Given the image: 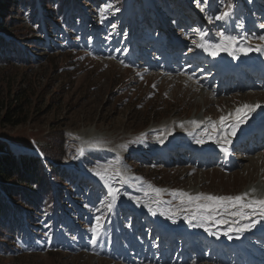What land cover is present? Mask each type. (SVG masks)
Segmentation results:
<instances>
[{
	"label": "rangeland",
	"instance_id": "374dc122",
	"mask_svg": "<svg viewBox=\"0 0 264 264\" xmlns=\"http://www.w3.org/2000/svg\"><path fill=\"white\" fill-rule=\"evenodd\" d=\"M81 1L86 4L79 7L82 15L73 9L72 18L61 20L54 28L53 40L35 25L34 8L22 4L21 22L29 32L17 42L31 56L16 59L9 52L14 66L0 59V86L9 85L10 98L17 99L25 115L15 125L0 122V137L20 147H35L46 144L48 134L63 133L62 164L76 172L72 189L82 201L78 205L79 201L66 196L69 204L60 221L41 208L35 233L18 237L8 250L11 252L0 250V264H229V258H213L214 251L206 253L203 260L201 251L196 261L189 257L186 262L183 242L169 239L162 244L153 233L143 213L146 203L139 217L132 212V205L116 204L107 191L118 185V192L161 201L165 200L163 193L167 202L160 205L171 210L188 202L179 195L186 189L237 196L249 183L264 187V156L258 157L252 149L241 152L246 156L233 168L224 169L214 161L220 152L208 162L193 158L180 150L181 146L170 151L156 145L163 133L160 122L190 120L206 106V115L217 118L238 104L242 95L255 99L256 92L264 91L255 86L259 82L250 84V79L242 84L254 88L242 90L240 85L237 90L240 81L215 77L207 57L200 56L202 48L199 52L197 47L201 33L215 40L219 32L249 38L241 33L243 27L233 28L246 24L248 30L252 11L264 25V0H207L206 4L200 0L199 5L190 0L199 10L197 16H190L189 11L194 10L184 0L183 8L179 2L175 7L165 6L178 0H157L165 6L163 28L151 9L137 0ZM231 3L242 8L241 16L233 8L226 20H215ZM1 10L6 11L4 6ZM233 19L236 23L232 24ZM260 27L249 33L254 37L251 42L262 41L258 37L264 36V30L255 33ZM2 31L15 40L10 30ZM29 38L35 40L34 45ZM183 70L190 79L178 74ZM17 90L20 92L15 95ZM2 95L5 98L6 93ZM20 96H25L23 102ZM156 147L159 153H153ZM124 169L129 172L125 180L121 177ZM130 212L134 215L129 216ZM94 228L98 229L95 233ZM199 244L205 247L204 241ZM160 245L162 250L165 247L163 258Z\"/></svg>",
	"mask_w": 264,
	"mask_h": 264
},
{
	"label": "trees",
	"instance_id": "16d2710c",
	"mask_svg": "<svg viewBox=\"0 0 264 264\" xmlns=\"http://www.w3.org/2000/svg\"><path fill=\"white\" fill-rule=\"evenodd\" d=\"M81 0H0V59L9 66H14L9 52L16 59L31 56L17 40L29 32L21 22V5L34 8L35 25L41 27L45 36L53 40L54 28L63 19H71L73 9L81 14ZM89 12L91 6L87 4ZM1 6L6 11L3 13ZM40 6V8H39ZM42 8V9H41ZM46 14V15H45ZM34 15V14H33ZM2 29L10 30L15 40L7 37ZM56 38V37H55ZM34 45L33 39H28ZM12 56V57H13ZM26 59V58H25ZM9 85L0 86V122L15 125L25 119L24 112L10 98ZM6 93L3 98L2 93ZM17 90L15 93L18 94ZM24 101L25 96H20ZM46 144L22 146L0 137V250L7 251L14 247L16 240L35 233L41 208L60 221L67 208L65 197L79 201L72 185L75 184L76 172L62 164L63 133L48 134ZM78 179L76 180L77 183ZM80 181H84L82 178ZM83 183V182H82ZM90 185L94 187L90 182ZM105 196V195H104ZM82 202V201H81ZM79 201V204L81 203Z\"/></svg>",
	"mask_w": 264,
	"mask_h": 264
},
{
	"label": "bare ground",
	"instance_id": "6f19581e",
	"mask_svg": "<svg viewBox=\"0 0 264 264\" xmlns=\"http://www.w3.org/2000/svg\"><path fill=\"white\" fill-rule=\"evenodd\" d=\"M249 23L250 22L247 23V26L249 25ZM226 35H229V34H226ZM239 40L240 41L244 40L245 44L237 45L235 55L230 54V52H224L225 57H224V59H221L222 60L221 63H223L221 66H224V70L221 72L218 71V73L215 74L217 77H220L221 75H223V72H227L229 74V79L234 78V76H237L238 74L232 72L231 69H233L236 65H239L240 69L245 67V66H248V64L251 62H253V64H255V65L264 66V41H261L259 43H255V42H251V38L250 39L249 38H246V39L239 38ZM201 41L204 43L210 42V43L215 44V43L220 42V37L215 40L212 37H209L206 35L201 39ZM240 46L248 47V48H251L252 50H250L248 52H242L239 50ZM258 48H259V50H257ZM204 54H206V52L202 49V51L200 52V56L201 57H207L206 55H208V54H206V55H204ZM252 68L254 69V65H252ZM212 69H213V67H212ZM241 71H242V69H241ZM256 73L259 75L258 71ZM178 74L186 77L187 79H190V76L184 70L179 71ZM247 75H248V73H246V76H244V77H239V81L241 84L237 83L238 84L237 90H240V85H243L242 90L247 89V88H254L255 86L260 87V88L261 87L264 88V84L261 85V82H259L257 85H255L253 87L245 86V84H242L243 81L248 79ZM262 78H264V76ZM236 80H237V78H236ZM191 81H193V80H191ZM254 83L256 84V82H254ZM206 87L207 86L203 85L204 90H207ZM247 92H248V94L251 95L253 91L247 90ZM254 92H256V91H254ZM256 93H257V96H255V99L251 98L248 95H245V96L242 95V100L238 104H236L234 106H230V108L228 110L222 112L220 115L217 114V115H219V116H217V118L209 117L206 115V110L208 109L206 106L202 113L193 116L190 120L174 121L171 118V119L164 120V121L160 122L161 124H159V125H160L161 129H163V133H160L161 135L157 138L158 141L156 142L157 143L156 145H158V147L160 149L161 148H165V149L172 148L171 146H172V144H175L174 142L177 141V138L179 136L187 133V129H189L192 131L191 134L189 133L190 134L189 136L191 138V140H188V141H190L189 144L190 145L191 144L201 145L203 149H206L208 151V155H207L208 159H211V156L213 154L215 155L217 152H221V153L223 152L221 145L219 143H217V139L219 137L213 132L212 127H211V122L219 123V118L222 115L226 116L229 113L234 114L235 109L238 107H242L244 104H249V105H257L258 104L259 106L255 107V109L248 114L247 119L242 124L239 125V127L236 129L235 135L231 137L234 140V142H233L234 144L232 145V148H234V149L242 148L245 145L244 141L243 140L238 141V139H239L238 137L240 136L239 132L242 130V128L249 125L250 123L256 121L257 119H260V120L264 119V91H258ZM244 98H247V99L245 100ZM207 102H206V104H207ZM222 110H225V109H222ZM233 120H234V116H233ZM192 121H196L197 124H193ZM231 122H232L231 120L228 121V123H231ZM263 124H264V122H263ZM157 125L158 124L154 125V128ZM251 130L252 129H250L249 132ZM210 135L213 136V138L210 139L209 138ZM255 135L257 136V138H254ZM89 136H92V134H89ZM83 137L86 139V137H88V136L85 134ZM244 137H245V135L242 138H240V140L243 139ZM96 138L97 137H95V139ZM249 139H251L250 147L253 150L254 154L258 155V157H261V155L264 156V149H263L264 148V129H259L255 125L253 130L250 133ZM256 139L260 140V141L257 142ZM197 140H202L203 143H197ZM227 147L230 148V145H227ZM159 148H157V147L154 148L153 153H159L158 152ZM241 155H242V153H240L239 157ZM245 156L246 155L242 156L241 158H245ZM247 157H249V155H247ZM263 161L264 160H262V162ZM231 165H234V162H232ZM224 167H225V165H224ZM226 167H228V166H226ZM124 170L121 171V177L123 178V180H125L127 177H129V172H127L126 170L124 171ZM117 187H119V186L116 185L113 188H111V189L117 190L115 199H113V197L111 195L113 202H115L116 204H118V202H124V204L128 203L129 205H132V207L134 206L135 208L141 210L143 205H145V203H146L147 205H145V206H147V207L149 206L151 208L150 215L152 217L153 222L156 223L158 221H161V222L167 221L168 224H172L173 227L177 223H182L183 225L187 226L192 232H196V234H199L201 232H205L208 236L218 235L219 237H221V235L227 236L232 231L238 232L235 229L237 227H239L240 224L251 223V221H253V220L256 221V223H260V224L264 223V217H260L259 215H252V216H250V218L248 220H239V224H234L233 221L238 220L239 218L233 217L230 214V211L224 213L223 215H217L216 216V219L227 220L228 223H216L215 220L203 222L202 221V214L205 213L206 210L197 209L195 206L196 203L187 204L188 202H184V203L182 202V203H179L178 205H176L175 207H173L171 210H168L167 208L161 207V205H160L161 200H159L157 198L137 199L135 197L128 195V193L120 192V191L118 192V190L120 188L118 189ZM252 189H255L254 193L250 192V190H252ZM244 192H250V195L256 196L258 198H264V187L260 186L258 184V182H255L254 184L249 183L246 187H244L243 190H241L238 193V195H240ZM183 193H187L191 196H196L197 194H202V192H200L199 190H196V189H186ZM205 195H207V194H205ZM198 203H206V201L198 202ZM193 215L196 216L195 219L192 218ZM201 223H203V226H201ZM225 233H228V234H225ZM236 234H238V233H236ZM176 241H181V238L176 239ZM202 241H204V245H205L206 241L205 240H202ZM184 242H185V240H184ZM199 247H200V244H199ZM211 252H213V251H211ZM225 258H227V257H225ZM250 264H262V262H259V261L253 262L252 261V263H250Z\"/></svg>",
	"mask_w": 264,
	"mask_h": 264
},
{
	"label": "snow or ice",
	"instance_id": "6c2138e0",
	"mask_svg": "<svg viewBox=\"0 0 264 264\" xmlns=\"http://www.w3.org/2000/svg\"><path fill=\"white\" fill-rule=\"evenodd\" d=\"M200 0H197L199 5ZM204 3H207V0H204ZM230 5L225 7V10L222 11L219 15L215 17V20H226L230 16ZM203 10V9H202ZM118 11V9H117ZM209 22H212V17H208ZM264 27V25H261ZM203 33H201V37L203 38ZM217 35L220 37L219 43H200L197 47L202 48L204 51L208 52L211 56L218 55L219 52H230V54L235 55V51L237 49V45H241L242 41H240L236 36L226 35L224 32H219ZM258 39L264 41V36L258 37ZM239 50L242 52H248L252 50L248 47L240 46ZM259 50V48L257 49ZM259 105H249L244 104L242 107H238L235 109V113H229L228 115H222L219 118V123L211 122V127L213 132L219 137L217 139V143L221 145L222 150L227 154L229 148L227 145H230L232 140L231 137L235 135L236 129L242 124L248 117V114L258 107ZM234 116V120H233ZM232 121L228 123V121ZM193 124H197L196 121H192ZM182 126V125H181ZM209 138H213V136H209ZM197 143H203L202 140H197ZM116 174L119 175V170H116ZM97 175H101V173H97ZM154 191L159 194L161 192L160 189H154ZM250 192H255V189L250 190ZM250 192H244L237 196H213V195H205V194H197L196 196H191L187 193H179L181 197H186L189 203L206 201V203H196L197 209L206 210L205 213L202 214V221L207 222L211 220H215L216 223H228L227 220L216 219L217 215H223L226 212L230 211V214L233 217H238V220H234V224H239V220H248L252 215H259L260 217H264V198H258L256 196L250 195ZM117 190L110 189V195H112L113 199L116 197ZM111 208V205H108ZM196 218L195 215L192 217ZM99 221V218H97ZM256 221H251V223L240 224L235 230L238 232H243L248 228L254 226ZM203 226V223H201ZM231 230V229H230ZM94 233L98 231V229L94 228L92 230ZM214 234V233H213Z\"/></svg>",
	"mask_w": 264,
	"mask_h": 264
}]
</instances>
